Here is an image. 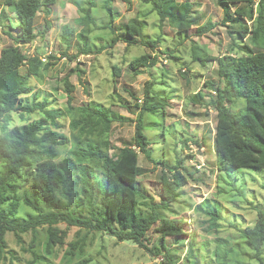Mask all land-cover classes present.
<instances>
[{"label": "trees", "instance_id": "16d2710c", "mask_svg": "<svg viewBox=\"0 0 264 264\" xmlns=\"http://www.w3.org/2000/svg\"><path fill=\"white\" fill-rule=\"evenodd\" d=\"M140 1L149 5L147 13H157L160 27L167 24L175 28L181 37L189 38L193 30L203 36L217 26L211 20L201 23L203 18L196 16L198 7L190 0ZM56 2H3L11 13L2 10L1 16L8 21L3 30L13 38L14 44L6 45L0 53V263L5 258L10 232L22 242V234L48 226L46 250L51 253L57 244L65 243L67 236L66 230H57L54 225L66 223L79 227L78 234L83 229L105 231L119 241L139 244L154 256L163 255V264H178L179 260L173 256L167 239L188 235V220L167 216L165 212L181 196L189 179L197 180L194 172L184 170L182 159L176 164L162 161L166 170L161 174L160 199H151L144 204L148 206L147 212L140 209V199L145 198L139 183L143 173L140 153L151 157L152 145L145 131L144 117L149 112L165 117L171 98L169 95L158 96L161 94L154 90L156 81L147 82L140 115L136 120L134 143L117 147L111 153L110 133L116 117L109 106L96 100L81 106L73 105L75 85L69 76L64 79L68 95L66 108L56 107L48 94L42 97L39 91L33 93L35 86L32 79L41 77L42 71L54 64L43 60L40 52L30 54L24 47L51 28V21L45 20V32H41L37 23L41 12L51 14ZM217 3L224 11L223 23L234 22L240 26L229 29L230 34L237 35H233L229 52L218 57L206 55L202 50L194 54L195 60L204 66L212 60L218 64L219 83L205 82V86L210 87V105L217 111L214 138L216 165L220 171L264 168V0H217ZM81 11L80 21L85 27L79 37L85 42L79 53L91 54L88 42L94 31L90 25L95 24V18L90 7L81 6ZM110 15L113 19L112 11ZM144 32L145 21L140 17L125 25L121 38L128 44L142 43L154 52L160 50L165 41L163 35L160 33L156 38H146ZM73 34L68 26L64 29L63 35L68 41ZM246 38L248 44L243 41ZM117 41L114 38L113 44L101 46L95 52L112 48ZM170 56L180 59L176 54L171 53ZM49 57L55 56L51 53ZM158 60L157 54L153 56L145 52L133 58L128 65L137 75L143 67H155ZM121 71L119 65H113L114 75ZM206 95L202 91L197 92L192 97L193 103H201ZM240 98L245 99V106L234 111ZM13 113H18L22 120L20 125L9 126ZM64 114L71 119L76 145L71 154L60 158V147L68 144L69 138L52 126L59 128V119ZM189 141L191 139L187 136L184 145H188ZM20 189H23L22 195H19ZM206 202L209 203L203 200L201 205L197 204L198 209L206 210L216 221L222 213L218 210L220 205L209 204L208 208L204 206ZM24 206L29 207L33 214H19ZM153 233L161 237L160 246L147 244ZM242 235L254 251L249 260L235 258L234 250L217 241L215 255L218 262L255 264L259 261L264 264V209H257L256 222L246 226ZM35 239H32L33 244ZM87 262L84 259L80 264ZM34 263V260L30 261V264Z\"/></svg>", "mask_w": 264, "mask_h": 264}, {"label": "rangeland", "instance_id": "374dc122", "mask_svg": "<svg viewBox=\"0 0 264 264\" xmlns=\"http://www.w3.org/2000/svg\"><path fill=\"white\" fill-rule=\"evenodd\" d=\"M190 1L198 7L196 16L203 18L201 23L207 20L217 23L203 36L193 30V34L185 38L167 24L160 27L157 13H147L149 5L140 0H57L51 14L46 15L42 11L38 18V30L45 32V20L51 21V28L41 33L31 45L24 47L30 54L40 52L43 60L54 64L44 69L41 77L32 79L35 86L33 93L39 91L42 97L48 94L56 107L66 108L68 95L64 79L69 76L75 85L73 105L81 106L96 100L109 106L115 114L113 131L110 133L113 144L111 153H114L117 147L134 143L136 120L144 101V86L149 81H156L154 90L161 94L158 96L169 95L171 101L166 108L167 117L152 112L144 117L145 131L152 145L149 152L151 157L140 153L143 173L139 183L145 194V198L140 199V209L147 212L148 206L144 204L151 202V199H160L161 174L166 170L161 162L176 164L182 159L184 170L194 172L197 180L189 179L181 196L165 212L167 216L188 220V235L180 239H167L173 256L179 260L178 264H222L215 255L217 241L234 250L235 258L249 260L254 251L246 243L242 230L256 222L257 209H264V168L218 170L214 146L217 111L210 105V87L205 86V82L219 83L218 64L212 60L204 66L194 58L195 52L204 51V54L214 57L229 52L233 35L237 36L230 34L229 29L240 24L222 22L224 11L217 0ZM3 2L0 0V53L6 45L14 44L13 38L3 30L7 20L1 16L2 10L6 9L11 15L10 9ZM81 6L90 7L95 18V24L90 25L94 31L88 42L91 54L79 53L85 42L79 37L85 27L80 21L83 15ZM140 17L145 21L146 38H156L160 33L165 38L160 50L154 52L142 43L128 44L121 38L125 25ZM67 26L74 31L69 36L70 41L63 35ZM114 38L118 41L112 48L95 52L101 46L113 44ZM243 41L249 43L248 38ZM68 43L70 46H67ZM145 52L153 56L157 54L159 60L155 67H143V71L136 75L128 64ZM51 53L55 57L50 58ZM171 53L180 59H173ZM115 64L122 68L117 75L113 73ZM199 91L207 95L201 103H193L192 97ZM244 106L245 99L240 98L234 111ZM37 115L40 116V113ZM12 117L9 126L22 123L18 113H13ZM70 121L69 116L64 114L59 119L60 127L52 126L69 138V143L60 147V158L71 154L76 145ZM187 136L191 141L184 145ZM22 194L23 189H20L19 195ZM203 200L209 201L204 204L208 208L220 205L218 210L222 213L216 221L211 219L206 210L198 209L197 204ZM29 212L33 214L29 207L24 206L19 214L25 216ZM47 228L43 226L36 232L22 234V242L10 232L5 258L0 264H30L32 260L34 264H80L84 259L88 260L87 264H163V255L154 256L133 241H119L105 231L83 229L78 234L79 227L66 223L54 225L57 230H66L67 236L65 243L57 244L49 253L46 250ZM34 237L35 244L32 243ZM150 237L147 243L149 246H160L161 237L158 234L153 233ZM219 246L222 248L220 243ZM220 253L223 254L221 249ZM255 264L261 263L258 261Z\"/></svg>", "mask_w": 264, "mask_h": 264}, {"label": "crops", "instance_id": "0c3cea01", "mask_svg": "<svg viewBox=\"0 0 264 264\" xmlns=\"http://www.w3.org/2000/svg\"><path fill=\"white\" fill-rule=\"evenodd\" d=\"M74 3V2H73ZM56 4V3H55ZM55 4L53 6H55ZM52 12H53V7H52Z\"/></svg>", "mask_w": 264, "mask_h": 264}]
</instances>
